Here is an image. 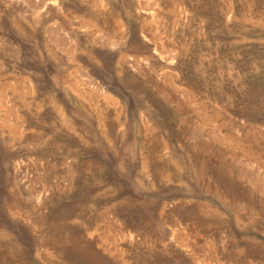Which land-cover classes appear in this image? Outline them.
Wrapping results in <instances>:
<instances>
[{"label": "rangeland", "instance_id": "374dc122", "mask_svg": "<svg viewBox=\"0 0 264 264\" xmlns=\"http://www.w3.org/2000/svg\"><path fill=\"white\" fill-rule=\"evenodd\" d=\"M171 1L0 0V264H264V0Z\"/></svg>", "mask_w": 264, "mask_h": 264}, {"label": "bare ground", "instance_id": "6f19581e", "mask_svg": "<svg viewBox=\"0 0 264 264\" xmlns=\"http://www.w3.org/2000/svg\"><path fill=\"white\" fill-rule=\"evenodd\" d=\"M148 3L149 4H147L148 6H147V8L146 9H148L149 10V12H150V15H151V17L153 18L154 17V19H157L159 16H160V13H161V16L163 15H174L173 14V8H174V6H173V3L174 2H172L171 0H148ZM143 11V10H142ZM147 12V11H146ZM167 13V14H166ZM229 13H231V11L229 12ZM162 16V17H163ZM156 17V18H155ZM165 17V16H164ZM240 18H241V20L243 19L244 20V22H245V20L247 21V18L245 17V14L244 13H241L240 14ZM249 18V17H248ZM153 19V20H154ZM160 19H161V17H160ZM83 20V19H82ZM81 20V21H82ZM159 20V19H158ZM248 20H251V19H248ZM84 21H85V23H87L88 25H89V27H93V28H102V29H107L108 27H109V25H110V23H114V22H116V20L114 19V18H110V17H104V16H101V17H99V16H90V17H88L87 19H84ZM152 21V20H151ZM157 21V20H156ZM152 22H154V21H152ZM155 23V22H154ZM157 24V23H156ZM175 50V49H174ZM173 51V50H172ZM173 53H175L174 51H173ZM135 59V58H134ZM135 63H136V59H135V61H134ZM171 74H172V72H170ZM174 75H177V74H174ZM169 77H171V75H169ZM178 77V76H177ZM167 78V77H166ZM168 81H170V80H168ZM173 82V81H172ZM76 86V85H75ZM176 86V85H175ZM178 87V86H177ZM177 87H176V91L178 90L177 89ZM78 88V87H77ZM179 88V87H178ZM31 90V89H30ZM180 91V93H181V95L183 96L182 98H184L183 100H185V102L187 103V105L189 104H195L198 108H197V110H198V113L200 114V117L199 118H201L202 119V123H205V125H207L206 124V122H208L209 120L211 121V118L213 117V115H214V112H211L212 113V115L211 116H209L208 115V113H207V111H206V106H205V102L204 101H200V102H194L195 100H202V99H200L198 96H199V91L192 85V83L191 82H189V83H186L185 85L183 84V85H180V88H179V90L177 91V92H179ZM77 95H78V93H77ZM83 95V94H82ZM103 95H105L106 97H104V99L107 101V102H110V103H112V104H115L116 103V100L113 98V97H111V96H109L108 94L106 95V94H104L103 93ZM180 95V96H181ZM83 97V96H82ZM200 103V104H199ZM62 112V111H61ZM74 113V112H73ZM62 115H64L63 113H62ZM74 115V114H73ZM215 115H214V120H216L215 119ZM61 118L63 119V117L61 116ZM212 118V119H213ZM64 121V120H63ZM209 121V122H210ZM212 122V121H211ZM204 125V124H203ZM216 128V127H215ZM212 130V129H211ZM218 131V130H217ZM240 131V130H239ZM212 133L210 134V135H212L211 137L214 139V140H218V141H220L219 139H221V138H217V134H216V132L215 131H211ZM162 136V135H161ZM225 137H223L222 139H224ZM221 139V141H223ZM227 139H228V137H227ZM225 141H226V138L224 139ZM161 141H162V138H161ZM227 141H229L230 142V145H232V147H235L236 149H239L243 154H245V155H247V157H248V159L249 160H256V161H258L259 159L261 160H259L258 162L259 163H261V167L263 168V170H262V175H263V179L262 180H258V178H247V182H248V184L249 185H251V187L253 188V190H257V191H262V192H264V158H259L260 156H259V154L254 150V146H253V144L244 136H241V137H235V136H229V140H227ZM163 142V141H162ZM166 142V141H165ZM229 142H226V143H229ZM163 145H162V148H161V150H165V149H167L168 147H167V144H165L164 142L162 143ZM259 158V159H258ZM258 159V160H257ZM144 164H145V162H144ZM260 165V164H259ZM200 176H202L201 175V173H200ZM239 216V215H238ZM237 218H240V216L239 217H237ZM239 220V219H238ZM236 224H237V221H236ZM174 234V233H173ZM176 235V234H175ZM177 237V236H176ZM181 242H182V246H185V247H190V245H188V243L185 241V239L183 240V239H181L180 240ZM181 242H179V243H181ZM203 261V260H202Z\"/></svg>", "mask_w": 264, "mask_h": 264}]
</instances>
